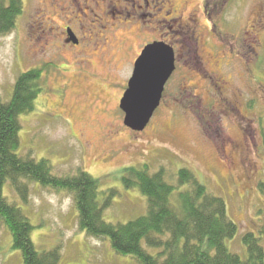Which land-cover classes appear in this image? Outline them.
I'll list each match as a JSON object with an SVG mask.
<instances>
[{"label": "rangeland", "instance_id": "rangeland-1", "mask_svg": "<svg viewBox=\"0 0 264 264\" xmlns=\"http://www.w3.org/2000/svg\"><path fill=\"white\" fill-rule=\"evenodd\" d=\"M44 1L50 10L47 0H22L24 10L15 28L0 35L1 102L10 100L21 73L42 69L34 110L18 118L17 154L45 159L56 176L75 175L80 168L98 178L99 203L109 190L116 192L102 213L113 224L127 223L147 210L139 189L124 187L120 169L147 165L149 174L162 169L165 180L176 184L178 171L187 168L209 193L224 200L227 216L238 226L236 235L225 241L229 251L247 257L242 242L246 232L264 248V29L251 27L264 0H208V15L202 13V0H190L202 14L191 30L168 36L177 40L176 71L142 131L126 127L119 108L133 70L128 49L114 44L95 52L88 44L78 64L71 50L60 49L57 35L51 38L41 31L38 8ZM157 2L149 4L151 14L141 9L131 16L130 28L120 25L108 32L123 37L136 53L140 43L168 32L171 22L162 24ZM140 14L144 16L138 18ZM93 17H80L87 32L106 34ZM21 182L28 187L26 201L12 184L5 186L4 195L33 227L30 238L38 252L57 249V264H139L132 256L116 254L106 238L79 229L72 193ZM176 199L174 192L170 200L175 207ZM0 264H23L2 222Z\"/></svg>", "mask_w": 264, "mask_h": 264}, {"label": "trees", "instance_id": "trees-1", "mask_svg": "<svg viewBox=\"0 0 264 264\" xmlns=\"http://www.w3.org/2000/svg\"><path fill=\"white\" fill-rule=\"evenodd\" d=\"M23 10L22 0H0V35L15 28ZM41 73L37 67L21 73L10 100L0 101V222L9 230L13 248L20 250L23 264H57L59 257L57 249L36 250L30 238L33 227L5 198L4 188L12 184L26 201L28 187L24 182L19 185L25 180L72 193L79 229L106 238L116 254L132 256L139 264H264V248L252 233L242 235L246 258L229 251L225 241L236 235L238 226L227 216L224 200L209 193L187 168L178 171L176 184L165 180L162 169L153 174L147 165L120 169L124 187L138 188L146 197L147 210L127 223L113 224L102 213L116 192L109 190L99 203L98 178L80 168L75 175L56 176L45 159L18 155V118L34 110L42 90ZM174 192L177 207L170 200Z\"/></svg>", "mask_w": 264, "mask_h": 264}, {"label": "flooded vegetation", "instance_id": "flooded-vegetation-1", "mask_svg": "<svg viewBox=\"0 0 264 264\" xmlns=\"http://www.w3.org/2000/svg\"><path fill=\"white\" fill-rule=\"evenodd\" d=\"M180 1L181 2L179 3V1L177 0H158L157 5H155V7H157L159 15H161L160 20L162 24L167 23L168 21L171 22L167 29L168 32L158 34L156 35L157 37H153L151 40L145 42L144 44L140 43V48L136 53L134 49L135 47L126 44L124 42L123 37H117L115 36V34L108 32V30L111 32L112 30L115 31L114 29H116V27L120 25H129L130 28V20H132L131 16H133L135 13L137 14V12H140L142 10H147L148 13L146 15L151 14V12L148 11V9H150L149 4L151 3V0H47V5L50 10L47 11L45 1L44 4L39 5L38 8L40 12L39 26L41 28V31L43 33H46V36L48 34L50 35V37L51 35H57L55 41H59L60 49L65 48L66 51L71 50L78 64L83 62L82 56H84L85 54L84 51H89L88 47L90 45L88 44L94 45L92 46L93 49L90 50H94L95 52L99 50L101 51V48H110L111 46H114V44H118L121 45L124 49H128L130 56V62L128 61V63L131 64V67L133 69L136 59L140 55L142 49L147 44L153 42L164 43L170 46L173 50L175 72L178 58V46H176L177 40H170L168 36L175 35V37H177L183 34L187 29L191 30L193 26L197 25L198 16L201 13L200 9L197 8L195 4H191L190 0ZM202 3V13L203 15H208V10L206 8V6H208V0H202ZM49 13H52L54 17H57L62 20V24H56L54 18L52 19L47 15ZM123 13H125L124 19L122 21L116 20V18H118V16L122 15ZM254 15L255 19L252 22L254 23V25H251V27L257 25L260 30H262V28L264 29V7L256 10ZM88 16H94V20L100 23L98 27H101V30L103 32L107 31L105 32L106 34H101V36H98L96 34L91 35V33H93V29H90L87 32V29L82 24V19H86ZM137 16L138 18H141L144 15L140 14ZM80 17L83 18L81 19ZM111 20H113V23L110 22ZM206 20L208 24L211 23L208 18ZM43 21L48 22L43 23ZM211 25L213 26L214 22ZM149 28H151V26H149ZM83 30L86 31L87 36L85 32L83 34ZM150 32L151 29L146 31V35L149 36L148 34ZM81 33L83 35H81ZM141 36L143 35L141 34ZM82 37H84L85 40H83ZM95 40H97V43L94 44ZM44 42L45 44H48L49 39H46ZM186 42L188 43L189 41L186 39L185 44ZM182 43L183 42L180 41L181 46ZM60 55L64 56L62 52H60ZM49 63L54 64V66L58 69H68L67 67L60 65V63L56 64L53 63V61H50ZM47 64L45 65L48 66Z\"/></svg>", "mask_w": 264, "mask_h": 264}, {"label": "water", "instance_id": "water-1", "mask_svg": "<svg viewBox=\"0 0 264 264\" xmlns=\"http://www.w3.org/2000/svg\"><path fill=\"white\" fill-rule=\"evenodd\" d=\"M174 69V53L170 46L153 42L142 49L119 103L126 127L134 131L146 127Z\"/></svg>", "mask_w": 264, "mask_h": 264}]
</instances>
